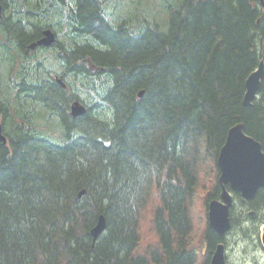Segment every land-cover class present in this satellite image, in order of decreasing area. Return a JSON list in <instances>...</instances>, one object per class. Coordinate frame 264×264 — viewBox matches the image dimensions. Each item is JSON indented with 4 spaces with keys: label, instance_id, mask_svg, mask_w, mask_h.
<instances>
[{
    "label": "trees",
    "instance_id": "16d2710c",
    "mask_svg": "<svg viewBox=\"0 0 264 264\" xmlns=\"http://www.w3.org/2000/svg\"><path fill=\"white\" fill-rule=\"evenodd\" d=\"M0 4V264H209L228 131L264 151V77L243 103L261 2ZM48 28L55 43L31 49ZM234 198L223 241L262 247L264 188Z\"/></svg>",
    "mask_w": 264,
    "mask_h": 264
},
{
    "label": "water",
    "instance_id": "95a60500",
    "mask_svg": "<svg viewBox=\"0 0 264 264\" xmlns=\"http://www.w3.org/2000/svg\"><path fill=\"white\" fill-rule=\"evenodd\" d=\"M260 1L264 5V0ZM1 10L2 6L0 4V13ZM56 40L55 32L50 28L45 29L43 36L31 43L29 47L35 49L38 46H51ZM263 77L264 61L262 60L257 70L252 72L246 80L244 105L250 106L252 104L257 91L260 89ZM86 111V107L79 101L72 104L71 112L73 116H81ZM0 139L3 143H7V138L2 133L1 124ZM217 166L220 171L218 184L222 189L221 200L215 199L210 202L208 206V223L219 237H223L231 228L230 207L233 204V196L229 188L231 191L240 193L244 199L252 200L259 189L264 187V151L262 144L244 131L242 123H238L228 131L226 141L219 151ZM105 229V217L100 215L96 226L92 230L93 240L96 241ZM262 242L264 245V232ZM209 264H226L224 243L221 242L216 246Z\"/></svg>",
    "mask_w": 264,
    "mask_h": 264
},
{
    "label": "rangeland",
    "instance_id": "374dc122",
    "mask_svg": "<svg viewBox=\"0 0 264 264\" xmlns=\"http://www.w3.org/2000/svg\"><path fill=\"white\" fill-rule=\"evenodd\" d=\"M227 252L231 264H264V249L257 244L247 246L243 242H231Z\"/></svg>",
    "mask_w": 264,
    "mask_h": 264
},
{
    "label": "bare ground",
    "instance_id": "6f19581e",
    "mask_svg": "<svg viewBox=\"0 0 264 264\" xmlns=\"http://www.w3.org/2000/svg\"><path fill=\"white\" fill-rule=\"evenodd\" d=\"M49 29V28H48ZM262 59H264V58H262ZM257 70V69H256ZM254 72V71H253ZM140 93H143V92H140ZM140 93H139V95H140Z\"/></svg>",
    "mask_w": 264,
    "mask_h": 264
}]
</instances>
